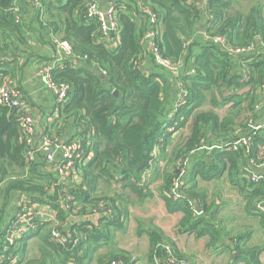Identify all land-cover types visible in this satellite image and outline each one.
Listing matches in <instances>:
<instances>
[{
  "label": "trees",
  "instance_id": "1",
  "mask_svg": "<svg viewBox=\"0 0 264 264\" xmlns=\"http://www.w3.org/2000/svg\"><path fill=\"white\" fill-rule=\"evenodd\" d=\"M15 1L0 0L1 43L7 37L14 39L12 45L19 49L30 42H41L53 49L55 38L69 44L71 58L62 62L63 68L51 72L54 82L68 85V100L59 107L58 119L45 132L63 137L71 130L68 139L80 138L84 151L90 155L78 169V185L58 184L43 157L27 164L18 113L0 106V214L17 193L25 194L30 205L47 204L57 212L55 223L35 221L40 257L28 260V264H134V258L125 251L98 252L112 243L113 233L122 228L121 218L128 217V201L121 200L123 189L140 193L139 187H148L147 182L138 184L140 175L147 171L150 176L157 175L159 160L153 161L155 153L168 158L171 167L164 171L160 191L167 213L181 212L179 230L196 237L208 236L209 246L219 242L224 231L216 226L213 213L206 206V195L198 190L199 180L210 182L227 177L253 212L255 204L264 201V185L247 181L240 172L241 164L246 165L249 160L264 163V127L254 126L259 116L255 106L264 97L261 5L244 13L233 7L236 0H206L203 4L199 0H116L113 4L119 30L111 36L115 41L109 47L101 40L96 21L85 17L87 0H37L39 6L34 8L30 36L23 32L28 25L22 20L15 23L7 11ZM144 10L157 17L158 31L153 43L160 56L171 63L184 62L192 74L187 70L174 77L160 70L152 57L153 68L143 70L144 36L149 26ZM213 37H223L229 48L250 43H255L256 48L251 53L230 55L226 48L213 44ZM7 47L0 46L1 60ZM244 73L247 80L243 79ZM5 77L6 74L0 75V84ZM174 78L185 92V104L177 109L171 84ZM169 126L179 130L188 127L189 132L183 144L167 155L165 145L170 133L163 130ZM243 140L248 144L242 145ZM233 145H237V150L230 149ZM144 161L149 166L136 172ZM175 182L181 193L177 200H173L172 193ZM112 184L119 191L107 194ZM60 195L69 206L66 211L57 201ZM69 196L73 200L69 201ZM109 209L112 216L103 215L98 227L80 222L68 228L77 244L60 246L50 240L53 224L68 236L64 228L72 215L86 216L92 210ZM197 210L199 214L195 215ZM257 216L263 221L262 215ZM141 228L138 226L139 232L145 233ZM146 234L147 264H155V259L166 263L160 245L168 246L176 260L189 261L161 231L150 229ZM27 240L17 239L14 246L4 251V227L0 232V264H13L15 259L20 262ZM239 241L240 238L229 239L234 243L233 251L239 254L236 260L260 264L259 252L242 251Z\"/></svg>",
  "mask_w": 264,
  "mask_h": 264
},
{
  "label": "crops",
  "instance_id": "2",
  "mask_svg": "<svg viewBox=\"0 0 264 264\" xmlns=\"http://www.w3.org/2000/svg\"><path fill=\"white\" fill-rule=\"evenodd\" d=\"M115 1L116 0H99V5L102 9H105ZM15 4L20 10V21L22 20V22L28 25V28H26L23 32L26 36H30L29 32L33 31V27L30 25L33 22V13L35 11L34 5L31 0H16ZM13 41L14 39H9L7 37L3 38L2 43L0 40L1 47L4 48L5 44L8 46L5 49V54L3 55L4 58H2V67L0 68V71H2V74H6L9 79H12L14 84L20 90L22 99L21 111L26 113L33 119V121H35L37 133L41 134L44 132L45 125L50 124L49 127L53 125V122L51 123L50 120L54 116V101L52 94L45 88L44 72L45 68L53 64L55 48L52 49L48 47V45L42 44L41 42V44L30 42L27 46L19 49L16 48L15 45H12ZM151 57L150 44L145 43V56L142 66L143 70L146 72L153 68ZM187 70L189 71L190 69H188L185 66V63L182 62L178 73L180 75L182 72ZM178 82L179 81L176 78L171 80V84L173 85V90L175 92L177 91ZM261 102L262 103L259 105L258 109L259 116L254 125L255 129H261L264 127V97ZM71 133V130H67L66 133L62 135L63 137L54 136L62 140H68V136H70ZM188 168L189 167L187 166V169H185L186 173ZM186 173H184L183 176H186ZM149 174V171L143 173L144 176H149ZM72 180L74 186L78 185L75 179ZM141 180H147V182H150L149 180L151 179L142 178ZM226 182L227 187L225 189V193L223 192L220 194L222 198L219 200L221 201L216 202L215 205V224L216 226L221 227L224 233H222L223 236H221L220 241L216 242L214 245L209 246L208 236L196 237L193 233H185L183 230H179L178 225L183 217V214L181 212L172 214L167 213L164 201L159 195L161 199L156 203L159 205V211H156L155 208L150 209L148 205L145 204L143 210L131 212L129 207L130 205H128V217L121 218L122 228L113 233L112 243H108L106 246H103L98 253L110 254L111 252L125 251L134 258V264H147L146 254L149 247V237L143 232L140 233L137 226L139 220L143 219L148 220L146 223L147 226L143 228L145 231L156 229L161 231L166 236L167 234L165 232L167 230L169 233L172 232V234H170V238L168 236L167 238L175 245L177 252L183 257L188 258L191 264H244L240 261V259L236 260L239 257V254L233 251L234 243L229 242L230 238H240L238 244L242 251H245L246 249L254 252L258 251V261L260 264H264V218L263 221L261 218H258V216L254 214L253 209H251V206L247 204V200L239 193L238 188L233 187L227 178ZM61 185L71 184L64 183ZM231 195H233V197L227 198ZM21 196H23L26 200L25 194L17 193L11 199L8 208L1 212L0 232L13 216L15 210L17 209L18 200ZM57 201L59 202L60 208L63 211H66V205L61 198H59V196ZM36 205L41 208L45 215L56 218L57 212L50 207V205ZM207 216L204 215V218H208ZM102 218L103 216L94 214H87L86 216L72 215L67 220L69 223L68 227L65 224L64 230L67 234H69L70 229L68 228L78 225L80 222H85L92 227H98ZM46 222L50 223L51 221ZM129 222L132 224L131 226H128L130 224ZM162 223H167V230L162 226ZM169 229L171 231H169ZM34 232L35 230L27 232V235L22 237L23 239H28L24 242L26 247L22 256L26 254L27 247L31 241H38L39 249L40 239ZM138 236L141 240L137 238ZM234 242H236V240H234ZM39 257L40 251L34 260ZM16 261L17 259H15V261L13 260L12 263L16 264Z\"/></svg>",
  "mask_w": 264,
  "mask_h": 264
},
{
  "label": "built area",
  "instance_id": "3",
  "mask_svg": "<svg viewBox=\"0 0 264 264\" xmlns=\"http://www.w3.org/2000/svg\"><path fill=\"white\" fill-rule=\"evenodd\" d=\"M139 1V0H135ZM206 0H199L203 4ZM34 8L39 6L37 0H31ZM9 14L14 17V22H20V10L19 7L14 3L8 10ZM143 13L147 15L149 22L148 31L144 36V41L150 44V52L153 58V63L162 71L169 72L174 77L179 76V70L181 68L182 62L171 63L168 60L163 59L157 48L154 46L153 38L157 30V17L150 13L148 10H144ZM85 17L87 20H95L99 33L102 36L101 40L104 41L111 47L115 38H112L118 33V22L116 18V6L115 4H110L107 8L102 9L99 5V0H87ZM112 36V37H111ZM111 37V38H110ZM213 44L219 45L220 47L226 48L230 55H242L251 53L256 47L255 43H250L249 45L242 48H229L226 46L225 39L223 37H213L211 38ZM55 47V56L53 58V64L45 68L44 80L45 88L48 90L53 97L55 104L54 116L51 118L50 122H54L59 117V107L64 105L68 100L69 87L66 83H56L51 78L52 70L56 68H63L62 62L71 58L72 51L69 44L65 41H59L58 39L53 40ZM261 53L264 55V44L260 43ZM2 60L0 58V64ZM188 74H192L193 70L190 69ZM104 76L105 73L101 71ZM243 79L247 80V74L244 73ZM185 104V92L182 89L181 83L177 84L175 109ZM0 106L8 108L14 112L18 113V124L25 144V160L28 165H31L39 156L43 157L45 163H47L50 168L49 173H54L57 177L58 184H71L75 179L77 183L80 181V176L78 174V169L80 166L86 164L90 155L87 154L83 147L80 138H72L68 140H62L56 136L50 135V133L45 132V129L49 127L50 124L45 125L44 132L41 134L37 133L36 123L33 119L26 113L21 111L22 109V99L21 92L14 84L12 79L8 77L3 78L0 84ZM256 110L259 109V105L255 106ZM58 121V120H57ZM50 128V127H49ZM174 127L168 129L171 132ZM242 145H247L248 141L243 140ZM237 145L231 146V150H237ZM182 172V171H181ZM241 174L246 178L247 181L251 183H262L264 185V163L257 164L253 160H249L246 165L240 166ZM179 184L174 183L172 193L173 200L180 198ZM59 198L62 199V196ZM69 201L73 200L70 196L67 198ZM69 206L66 205V209ZM199 211L195 212L198 215ZM113 211L111 209L107 211L92 210L90 214L101 215V216H112ZM254 214L262 215L264 217V201L258 202L254 206ZM103 216V217H104ZM35 221H51L55 223V218L52 216L45 215L41 208L36 204L30 205L29 202L25 200L23 196L20 197L17 203V209L15 210L13 216L10 218L8 224L5 226V246L4 251L8 250L9 247L15 245V241L27 235V232H31L36 229ZM50 240L60 246L75 245L78 243L77 238H72V235L68 234L66 236L63 231L57 229V226L53 224L49 232ZM165 253L167 259L165 264H191L187 260H176L171 255V250L166 245H160ZM155 264H162L156 259ZM111 264H121V262H112Z\"/></svg>",
  "mask_w": 264,
  "mask_h": 264
},
{
  "label": "rangeland",
  "instance_id": "4",
  "mask_svg": "<svg viewBox=\"0 0 264 264\" xmlns=\"http://www.w3.org/2000/svg\"><path fill=\"white\" fill-rule=\"evenodd\" d=\"M256 5H261L262 9H263V14H264V0H236V2L233 4V7L236 10H239L241 12H247L248 9L252 6H256ZM223 111H220V114H223ZM176 127V126H174ZM171 126L167 127L166 129H164L163 131L170 133L169 137H168V141L167 144L165 145L166 147V152L167 155H169L170 153L172 154L180 145L183 144V138L188 136V127L185 128L184 130H179V129H173L171 132H168ZM164 138H162L160 140V144L163 142ZM182 143V144H181ZM201 145H204V142L201 143ZM206 147V146H205ZM167 159H165V157L162 155L160 156V154L158 155L157 153H155L153 155V161H158V165H156V171H157V175L156 176H144L143 174L140 175L139 177V182L138 184L142 183V182H147V180H141L142 178L144 179H152L149 180L150 182H147L148 187L147 188H143V187H139L138 192L140 193H134L131 192L128 189H123V193L125 192V195L122 196L121 200L123 201H128V204L130 205V211L131 212H135L138 210H143V208L145 207L144 205H148V207L150 209L155 208L156 211H159V205L156 204L157 202H159L160 198V191L163 187L164 184V179H165V174L164 171L165 170H169L171 169V167L169 166V164L167 163ZM152 166V164H150ZM189 167V166H188ZM148 177V178H147ZM156 178V179H155ZM223 177H221L220 179H222ZM227 178V177H226ZM226 178L224 176V178L222 180L218 179L214 180L212 182H205L202 180L198 181V190L200 192H204V194L206 195V206L208 208H210V212L213 213L214 216V221L216 222V209H215V205L216 202H220L221 200H219L220 198H222L220 196L221 193H225V189L227 187V182H226ZM155 179V180H154ZM109 191H107V194H113L114 191H119L115 188H117L116 186L110 185ZM178 193H180V190L178 191ZM181 195V194H180ZM234 195V194H233ZM233 195L227 197H233ZM150 220V219H149ZM148 220H143L140 219L139 223H137V226L142 227V230L144 227H146V223ZM130 223V222H129ZM139 224V225H138ZM132 224L130 223L128 226H131ZM162 226L167 230V223H162ZM146 234V231L143 230ZM169 231H171L169 229ZM167 234V236L170 238V234H172V232H168V230L165 232ZM139 240H141V238L138 236L137 237ZM139 242V241H138ZM39 254V249H38V241H31L27 247L26 250V254L23 256L22 260H20V262H17L16 264H28L27 260H34ZM92 264V263H91Z\"/></svg>",
  "mask_w": 264,
  "mask_h": 264
},
{
  "label": "water",
  "instance_id": "5",
  "mask_svg": "<svg viewBox=\"0 0 264 264\" xmlns=\"http://www.w3.org/2000/svg\"><path fill=\"white\" fill-rule=\"evenodd\" d=\"M201 4V3H200ZM113 94L114 95H117V91H113ZM149 166V164H148V162H146V161H144L137 169H136V172H139V171H141L143 168H145V167H148Z\"/></svg>",
  "mask_w": 264,
  "mask_h": 264
}]
</instances>
